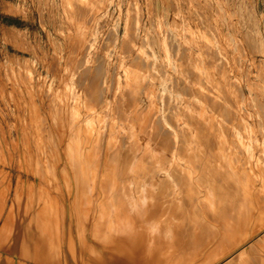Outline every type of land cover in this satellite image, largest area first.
<instances>
[{
    "label": "rangeland",
    "instance_id": "obj_1",
    "mask_svg": "<svg viewBox=\"0 0 264 264\" xmlns=\"http://www.w3.org/2000/svg\"><path fill=\"white\" fill-rule=\"evenodd\" d=\"M85 1L0 0V264H54L84 217L101 236L107 217L121 229L143 217L165 227L172 217L174 232H185L189 208L170 202L190 197L191 178L212 201L206 209L228 200L235 223L245 216L233 231L245 237L263 225L264 0ZM135 114L150 116L156 176L145 194ZM246 240L260 243L246 256L172 264H264V225Z\"/></svg>",
    "mask_w": 264,
    "mask_h": 264
},
{
    "label": "bare ground",
    "instance_id": "obj_2",
    "mask_svg": "<svg viewBox=\"0 0 264 264\" xmlns=\"http://www.w3.org/2000/svg\"><path fill=\"white\" fill-rule=\"evenodd\" d=\"M80 1V0H79ZM85 1V0H84ZM87 1V0H86ZM85 1V2H86ZM95 1V0H94ZM97 1V0H96ZM99 1V0H98ZM180 1V0H179ZM68 2V1H67ZM91 2V1H90ZM104 2V1H103ZM152 2V1H151ZM47 3V1H46ZM63 3V2H62ZM84 3V2H81ZM88 3V2H87ZM200 3V2H199ZM55 4V3H54ZM86 4V3H85ZM77 6V4H74ZM84 5V4H83ZM97 5V4H95ZM105 5V4H104ZM179 5V4H178ZM228 5V4H227ZM68 6V4H67ZM75 6V7H76ZM82 6V5H81ZM181 6V5H180ZM188 6V5H187ZM47 7V6H46ZM55 7V6H54ZM74 7V8H75ZM103 7V6H102ZM18 8V7H17ZM72 8V7H71ZM70 8V9H71ZM79 8V7H78ZM86 8V7H85ZM11 9V8H10ZM69 9V11H70ZM73 9V8H72ZM92 9V8H91ZM149 9V8H148ZM152 9V7H151ZM22 10V9H21ZM145 10V9H144ZM19 11V10H18ZM101 11V9H100ZM164 11V10H163ZM71 12V11H70ZM89 12V11H88ZM195 12V11H194ZM218 12V11H217ZM40 13V12H39ZM81 13H84L81 12ZM90 13H92L90 11ZM96 13V12H95ZM138 13V12H137ZM160 13V12H159ZM162 13V12H161ZM204 13V12H203ZM41 15V14H40ZM70 15V14H69ZM71 16V15H70ZM73 16V15H72ZM81 16V15H80ZM107 16V15H106ZM112 16V15H111ZM78 17V16H77ZM83 17V16H82ZM46 18V17H45ZM88 18V16H87ZM209 18V17H208ZM48 19V18H47ZM91 19V18H89ZM141 19V18H140ZM176 19V18H175ZM78 21V20H77ZM84 21V20H83ZM91 21V20H90ZM42 22V20H41ZM90 23V22H89ZM154 23V22H153ZM152 24V23H151ZM231 23H229L230 26ZM235 24V23H234ZM65 25V24H64ZM89 25V24H88ZM135 25V24H134ZM153 25V24H152ZM164 25V24H163ZM232 25V24H231ZM82 26V25H81ZM85 26V24H84ZM95 26V25H94ZM126 26V25H125ZM140 26V25H139ZM162 27V25H161ZM235 27V26H234ZM113 28V27H112ZM201 28V27H200ZM218 28V27H217ZM144 29V27H143ZM183 29V28H182ZM235 29V28H234ZM180 30V29H179ZM220 30V29H219ZM25 31V30H24ZM60 31V30H59ZM80 31V30H79ZM208 31V30H207ZM132 32V31H131ZM143 32V31H142ZM218 32V31H217ZM77 33V32H74ZM93 32H91L92 34ZM209 33V32H208ZM20 34V33H19ZM148 34V33H147ZM192 34V33H191ZM222 34V33H221ZM76 35V34H75ZM150 35V34H149ZM164 35V34H163ZM178 35V34H177ZM182 35V34H181ZM238 35V34H237ZM168 37V36H167ZM69 38V37H68ZM123 38V37H122ZM84 39V38H83ZM143 39V38H142ZM149 39V37H148ZM81 40V39H80ZM155 40V39H154ZM157 40V39H156ZM90 40H87V42ZM102 41V40H101ZM180 41V40H179ZM241 41V40H240ZM18 42V41H16ZM21 42V41H20ZM78 42V41H77ZM81 42V41H80ZM140 42V41H139ZM19 43V42H18ZM63 43V42H62ZM76 43V41H75ZM122 43V42H121ZM158 43V41H157ZM156 43V44H157ZM20 44V43H19ZM22 44V43H21ZM20 44V45H21ZM88 44V43H87ZM103 44V43H102ZM111 44V43H110ZM15 45V44H14ZM17 45V44H16ZM79 45V44H78ZM159 45V44H158ZM25 46V45H24ZM175 46V44H174ZM181 46V45H180ZM224 46V45H223ZM59 47V46H58ZM84 47V46H83ZM144 47V46H143ZM157 47V46H156ZM183 47V46H182ZM213 47V46H212ZM26 48V46H25ZM126 48V47H125ZM132 48V47H131ZM158 48V47H157ZM174 48V47H173ZM172 48V49H173ZM176 48V47H175ZM60 49V47H59ZM79 49V48H78ZM146 49V48H145ZM168 49V48H167ZM26 50V49H25ZM160 50V49H159ZM158 50V51H159ZM27 51V50H26ZM33 51V50H32ZM61 51V50H60ZM77 51V50H76ZM171 51V50H170ZM174 51V50H173ZM186 51V50H185ZM199 51V50H198ZM231 51V48H230ZM242 51V50H241ZM28 52V51H27ZM55 52V50H54ZM78 52V51H77ZM76 52V53H77ZM104 52V51H103ZM137 52V51H136ZM35 53V51H34ZM56 53V52H55ZM81 53V52H80ZM86 53V52H85ZM160 53V52H159ZM172 53V52H171ZM255 53V52H254ZM258 53V52H257ZM78 54V53H77ZM87 54V53H86ZM203 54V53H202ZM44 55V54H43ZM46 55V53H45ZM85 55V54H84ZM106 55V54H105ZM121 55V54H120ZM136 55V54H135ZM179 55V54H178ZM115 56V55H114ZM123 56V55H122ZM125 56V55H124ZM139 56V55H138ZM137 56V57H138ZM247 56V55H246ZM37 57V56H36ZM45 57V56H44ZM58 57V56H56ZM136 57V56H135ZM134 57V58H135ZM153 57V56H152ZM71 58V57H70ZM105 58V57H104ZM143 58V57H142ZM161 58V57H160ZM136 59V58H135ZM252 59V58H251ZM254 59V58H253ZM72 60V59H71ZM103 60V59H102ZM119 60V59H118ZM161 60V59H160ZM227 60V59H226ZM18 61V60H17ZM15 62V64L17 63ZM43 61V60H42ZM58 61V59H57ZM74 61V58H73ZM85 61V60H84ZM104 61V60H103ZM135 61V60H134ZM224 61V60H223ZM90 62V61H89ZM109 62V61H108ZM123 62V61H122ZM132 62V61H131ZM49 63V62H48ZM66 63V62H65ZM72 63V62H71ZM70 63V64H71ZM141 63V62H140ZM201 63V62H200ZM220 63V62H219ZM224 63V62H223ZM68 64V61H67ZM66 64V65H67ZM103 64V63H102ZM149 64V63H148ZM157 64V63H156ZM232 64V63H231ZM72 65V64H71ZM99 65V64H98ZM101 65V64H100ZM141 65V64H140ZM24 66V65H23ZM60 66V65H59ZM155 66V65H154ZM167 66V65H166ZM225 66V65H224ZM251 66V65H250ZM34 67V66H33ZM53 67V66H52ZM61 67V66H60ZM71 67V66H70ZM69 67V68H70ZM117 67V66H116ZM241 67V66H240ZM48 68V67H47ZM55 68V67H54ZM85 68V67H84ZM97 68V67H95ZM103 68V67H102ZM148 68V67H147ZM161 68V67H160ZM166 68V67H165ZM168 68V67H167ZM86 69V68H85ZM94 69V68H93ZM156 69V68H155ZM177 69V68H176ZM98 70V69H97ZM103 71V69H101ZM100 70V71H101ZM165 70V69H164ZM167 70V69H166ZM11 71V70H10ZM139 71V70H138ZM158 71V70H157ZM14 72V71H13ZM56 72V71H55ZM92 72V71H91ZM149 72V70H148ZM161 72V70H160ZM203 72V71H202ZM227 72V71H226ZM66 73V72H65ZM109 73V72H108ZM145 73V72H144ZM159 73V72H158ZM164 73V72H163ZM216 73V72H215ZM235 73V72H234ZM248 73V72H247ZM142 74V73H141ZM196 74V73H195ZM52 75V74H51ZM55 75V74H54ZM65 75V74H64ZM155 75V73H154ZM164 75V74H163ZM229 76V74L227 73ZM260 75V74H259ZM97 76V75H96ZM162 76V75H161ZM193 76V75H192ZM197 76V74H196ZM32 77V76H31ZM103 77V76H102ZM157 77V76H156ZM159 77V76H158ZM176 77V76H174ZM195 77V76H194ZM226 77V76H225ZM259 77V76H258ZM141 78V77H140ZM260 78V77H259ZM152 79V78H151ZM155 79V78H154ZM169 79V78H168ZM226 79V78H225ZM239 79V78H238ZM68 80V79H67ZM99 80V79H98ZM156 80V79H155ZM170 80V79H169ZM174 80V79H173ZM179 80V79H178ZM144 81V80H143ZM215 81V80H214ZM74 82V81H73ZM146 82V81H145ZM172 82V80H171ZM203 82V81H202ZM92 83V82H91ZM94 83V82H93ZM180 83V82H179ZM86 84V83H85ZM96 84V82H95ZM148 84V83H147ZM176 84V83H175ZM203 84V83H202ZM254 84V83H253ZM170 85V84H169ZM182 85V84H181ZM251 85V84H250ZM255 86V85H253ZM59 87V86H58ZM179 87V86H178ZM256 87V86H255ZM176 88V87H175ZM183 88V87H182ZM61 89V88H60ZM187 89V88H186ZM175 90V89H174ZM197 90V89H196ZM206 90V89H205ZM253 90V89H252ZM41 91V90H40ZM81 91V90H80ZM181 91V90H180ZM64 92V91H63ZM61 92V93H63ZM99 93V92H96ZM184 93V92H181ZM180 93V94H181ZM109 94V93H108ZM113 94V93H112ZM186 94V93H185ZM214 94V93H213ZM256 94V93H255ZM68 95V94H67ZM253 95V94H252ZM264 95V94H263ZM115 96V94H114ZM184 96V95H183ZM255 96V95H254ZM77 98V97H76ZM75 98V99H76ZM194 98V97H193ZM69 99V98H68ZM74 99V98H73ZM168 99V98H167ZM77 100V99H76ZM83 100V99H81ZM80 100V101H81ZM166 100V99H165ZM169 100V99H168ZM183 100V99H182ZM79 101V102H80ZM181 101V99H180ZM245 101V100H244ZM258 101V100H257ZM78 102V103H79ZM82 102V101H81ZM171 102V101H170ZM182 102V101H181ZM184 102V101H183ZM77 103V104H78ZM148 103V102H147ZM165 103V102H164ZM76 104V105H77ZM264 104V103H263ZM82 105V103H81ZM147 105V104H146ZM172 105V104H171ZM176 105V104H175ZM72 106V105H71ZM74 106V104H73ZM80 106V105H79ZM78 106V107H79ZM179 106V105H178ZM83 107V105H82ZM86 107V106H85ZM144 107V106H143ZM170 107V106H168ZM176 107V106H175ZM255 107V105H254ZM179 108V107H178ZM224 108V105H223ZM256 108V107H255ZM83 109V108H81ZM143 109V108H141ZM164 109V108H163ZM170 109V108H169ZM182 109V107H181ZM247 109V108H246ZM258 109V108H257ZM86 110V109H85ZM84 110V111H85ZM186 109H184L185 111ZM251 110V109H250ZM259 110V109H258ZM65 112V111H63ZM228 113V111H227ZM261 113V112H259ZM113 114V113H112ZM171 114V113H170ZM222 114V113H221ZM225 114V113H224ZM196 115V114H195ZM262 115V114H261ZM135 116V117H134ZM131 116L133 121L129 123V128L131 130L130 139L132 141L137 142V160H138V170L139 174H143L144 176L148 177L145 182L140 183V190L143 193H147L150 187L153 185L152 179L150 177L152 175L156 176L154 170V163L152 158V153L150 151V116L149 115H142V114H135ZM231 116V115H230ZM65 117V116H64ZM78 117V116H77ZM89 117V116H88ZM159 117V116H158ZM227 117V116H226ZM242 117V116H241ZM264 117V116H263ZM80 118V117H78ZM173 118V117H172ZM224 118V117H223ZM83 119V118H82ZM169 119V118H168ZM167 119V120H168ZM86 120V119H85ZM170 120V119H169ZM83 121V120H82ZM172 121V120H170ZM96 122V121H95ZM159 122V121H158ZM201 122V121H200ZM82 123V122H81ZM160 123V122H159ZM174 123V122H173ZM199 123V122H198ZM222 123V122H221ZM255 123V122H254ZM95 124V123H94ZM175 124V123H174ZM82 125V124H81ZM142 125V126H141ZM203 125V124H201ZM216 125V124H215ZM234 125V124H233ZM138 126H141L139 128ZM172 126V125H170ZM71 127V126H70ZM97 128V127H95ZM100 128V127H99ZM227 128V127H226ZM215 129V128H214ZM217 129V128H216ZM215 129V130H216ZM222 129V128H221ZM203 130V129H202ZM239 130V129H238ZM244 130V129H243ZM179 131V129H178ZM240 132V131H239ZM249 132V131H248ZM82 133V132H81ZM94 133V131H93ZM172 133V132H171ZM202 133V132H201ZM200 133V134H201ZM233 133V132H232ZM96 134V132L94 133ZM93 134V135H94ZM101 134V133H100ZM99 134V135H100ZM178 134V133H177ZM226 134V133H225ZM230 134V133H229ZM247 134V133H246ZM92 135V137H93ZM211 135V134H210ZM256 136V135H255ZM202 137V136H201ZM226 137V135H225ZM233 137V135H232ZM242 138V136H241ZM101 139V137H100ZM237 139V138H236ZM231 140V139H230ZM251 141V140H250ZM244 142V141H243ZM201 143V140H200ZM206 144V142H205ZM203 145V144H201ZM251 145V144H250ZM176 146V145H175ZM233 146V145H232ZM235 146V145H234ZM263 146V145H262ZM237 147V145H236ZM133 148V147H131ZM212 148V147H211ZM134 149V150H135ZM180 149V148H179ZM225 149V148H224ZM236 149V148H235ZM255 150V149H254ZM130 151V150H129ZM245 151V150H244ZM134 152V151H133ZM185 152V151H184ZM132 153V151H131ZM243 153V152H242ZM125 154V153H124ZM185 154V153H184ZM244 154V153H243ZM242 154V157H243ZM248 154V153H247ZM251 154V153H250ZM128 155V154H126ZM132 155V154H131ZM129 156V155H128ZM133 156V155H132ZM136 156V155H135ZM134 156V157H135ZM200 156V155H199ZM175 157V156H174ZM197 157V156H196ZM204 157V156H203ZM243 159V158H242ZM248 159V157H247ZM240 161V159H239ZM244 161V160H243ZM185 162V161H184ZM205 162V161H204ZM204 162L202 164H204ZM135 164V163H134ZM184 164V163H183ZM198 164V163H197ZM224 164V163H223ZM137 165V164H136ZM198 165H201L198 164ZM242 165V164H241ZM102 166V165H101ZM182 166V165H180ZM196 166V165H195ZM225 166V165H224ZM239 166V165H238ZM251 166V165H250ZM136 167V166H135ZM200 167V166H198ZM197 167V168H198ZM227 167V166H225ZM252 167V166H251ZM137 168V167H136ZM202 168V166H201ZM228 168L225 169V171ZM232 169V168H231ZM244 169V168H243ZM257 169V168H256ZM199 170V169H197ZM201 170V169H200ZM240 170V169H239ZM245 170V169H244ZM240 170V173L242 171ZM253 170V167H252ZM94 171V170H93ZM92 171V172H93ZM233 171V170H231ZM246 171V170H245ZM95 172V171H94ZM167 172V171H166ZM198 172V171H197ZM196 172V173H197ZM201 172V171H200ZM211 172V171H210ZM259 172V171H257ZM212 173V172H211ZM234 173V172H233ZM244 173V172H243ZM92 174V173H91ZM168 174V173H167ZM228 174V173H227ZM84 175V173H83ZM231 175V174H230ZM229 175V176H230ZM244 175V174H243ZM242 175V176H243ZM94 176V175H93ZM92 176V177H93ZM199 176V174H198ZM235 177V174L233 175ZM88 178V176L86 175ZM195 177H197L195 175ZM231 177V176H230ZM244 177V176H243ZM246 177V175H245ZM252 178V176H250ZM249 177V178H250ZM254 177V176H253ZM258 177V176H256ZM169 178V176H168ZM217 178V177H216ZM260 178V177H258ZM257 178V179H258ZM94 181V178H90ZM132 179V177H131ZM231 179V178H230ZM244 179V178H243ZM262 179V177H261ZM177 181L173 183L175 184L182 183L181 179L176 178ZM247 180V179H246ZM205 181V179H204ZM216 181V180H215ZM237 183L238 181L235 180ZM253 181V179H252ZM260 181V180H259ZM253 182V185H257ZM218 182V181H217ZM250 182V180H247ZM263 182V180H262ZM261 182V183H262ZM234 183V182H232ZM244 183V182H243ZM94 184V183H93ZM207 184V182H204ZM236 184V183H235ZM234 184V185H235ZM239 184L241 182L239 181ZM238 184V185H239ZM247 184V183H246ZM249 184V183H248ZM223 185V184H222ZM261 185V184H260ZM186 188L189 190L190 197L186 198L185 202H182L181 199L177 197V199H173L170 202V205H177L180 208L183 206H187L189 208V226L185 230V232H174V225L176 221L175 218L171 217L169 224L165 227H161L157 223L153 221L146 220L144 217L141 218V221L137 225H126L124 229L122 227L115 226L113 228L111 219L109 217L105 218L104 224L102 226L107 229L106 235L101 236L98 233L100 230V225L97 224L93 227V230L90 231L91 235H89V225L88 219L86 217L83 218V221L80 223L79 231L77 232V239L75 241H71V251L67 248L66 239H63L62 242V251L64 256H56L54 264H172L173 260L177 256H246L247 250L256 244H260L259 242H252L246 240L247 237L254 234L260 227L264 225L260 224L256 226V229L251 233L246 232L245 237L239 232L233 231L237 224H241L244 220L242 219L245 217L244 215H240L239 219L235 223V220L231 217V205L228 200H224L221 203L220 208L218 209H206L207 206H212V201L209 198H200L205 197L204 190L201 189L202 185L201 182L197 180V178H191L187 182H185ZM224 186V185H223ZM240 186V185H239ZM238 186V188H240ZM264 186V183H263ZM92 187V186H90ZM206 187V186H205ZM218 187V185H217ZM220 187V185H219ZM237 187V186H236ZM235 187V189H236ZM254 188V186H252ZM256 187V186H255ZM252 188V191H254ZM261 188V186H260ZM90 189V188H89ZM182 189V188H181ZM250 187L248 188L249 191ZM173 190V189H172ZM237 190V189H236ZM91 191V190H90ZM204 191V192H203ZM238 191V190H237ZM173 192V191H172ZM171 192V195L173 194ZM175 195L178 194L177 187L174 188ZM250 192V191H249ZM239 193V192H238ZM201 194V195H200ZM174 195V194H173ZM250 195V194H249ZM253 195V194H252ZM145 196V195H144ZM200 196V197H199ZM236 196V195H235ZM239 196V195H238ZM207 197V196H206ZM203 199V200H201ZM252 199V198H251ZM176 200V201H175ZM250 200V199H249ZM255 200V199H254ZM253 200V201H254ZM93 201V200H92ZM97 201V200H96ZM251 201V200H250ZM256 201V200H255ZM254 201V203H256ZM136 202V201H135ZM96 203V202H95ZM252 203V201H251ZM262 204V202H260ZM91 204V203H90ZM142 202L140 203V205ZM253 205V203H252ZM243 206V205H242ZM256 205H253L255 207ZM246 208V207H244ZM90 210V209H89ZM247 211V210H246ZM255 211V210H254ZM253 211V212H254ZM257 211V208H256ZM255 211V212H256ZM109 210H106L108 215ZM244 212V210H243ZM254 212V213H255ZM246 213V212H245ZM250 214V213H248ZM258 215V211L256 212ZM87 215V213H86ZM253 215V214H252ZM251 215V217H252ZM260 215V213H259ZM258 215V216H259ZM249 216V215H248ZM256 216V215H255ZM254 216V217H255ZM262 216V215H260ZM90 217V216H89ZM139 217V216H138ZM252 217V218H254ZM65 218H67V214H65ZM90 219V218H89ZM242 219V220H240ZM256 219V217H255ZM91 220V219H90ZM95 220V219H94ZM251 220V218H250ZM254 220V219H253ZM255 221V220H254ZM254 221H249L253 224ZM258 219L255 221L257 223ZM118 222V221H117ZM116 222V223H117ZM120 223V222H118ZM254 223V224H255ZM241 224V226L243 225ZM253 224V225H254ZM91 225V224H90ZM164 225V224H163ZM249 225V224H248ZM239 226V230L242 228ZM244 226V225H243ZM241 227V228H240ZM250 230H252L253 226L250 224ZM248 227V228H249ZM252 227V228H251ZM255 227V226H254ZM78 228V227H77ZM91 228V226H90ZM113 228V229H112ZM247 228V229H248ZM76 229V228H75ZM78 230V229H77ZM236 230V229H235ZM261 231V230H260ZM248 233V234H247ZM256 234V233H255ZM263 234V233H262ZM65 235V233H64ZM17 236L18 231L15 234V238L11 243L12 250L17 249ZM72 236V235H71ZM65 237V236H64ZM73 237V236H72ZM230 237V239H228ZM256 238V237H255ZM257 239V238H256ZM226 243L224 244V242ZM259 241V240H258ZM264 242V241H263ZM262 242V243H263ZM224 245L223 247L217 248V245ZM216 245V248H215ZM10 246V245H9ZM214 246V248H213ZM9 248V247H8ZM264 251V249H262ZM195 257V258H196ZM201 258V257H199ZM188 259V258H187ZM186 259V260H187ZM190 259V258H189ZM198 259V258H197ZM197 259H194V261ZM224 259V258H223ZM184 260V259H183ZM179 264H188L183 262ZM220 261V260H219ZM193 264V261L191 259ZM12 264H17L16 262H12ZM176 264V263H174ZM190 264V263H189ZM199 264V263H198ZM208 264H214L213 262H209Z\"/></svg>",
    "mask_w": 264,
    "mask_h": 264
},
{
    "label": "crops",
    "instance_id": "obj_3",
    "mask_svg": "<svg viewBox=\"0 0 264 264\" xmlns=\"http://www.w3.org/2000/svg\"><path fill=\"white\" fill-rule=\"evenodd\" d=\"M184 8L183 9H185V10H187V8H186V6H183ZM187 13V12H186ZM188 17H185V19H187ZM188 19H190V18H188Z\"/></svg>",
    "mask_w": 264,
    "mask_h": 264
}]
</instances>
